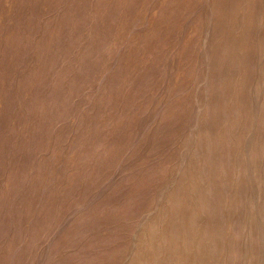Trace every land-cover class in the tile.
<instances>
[{
    "label": "rangeland",
    "instance_id": "374dc122",
    "mask_svg": "<svg viewBox=\"0 0 264 264\" xmlns=\"http://www.w3.org/2000/svg\"><path fill=\"white\" fill-rule=\"evenodd\" d=\"M262 48L264 0H0V264L255 260Z\"/></svg>",
    "mask_w": 264,
    "mask_h": 264
},
{
    "label": "bare ground",
    "instance_id": "6f19581e",
    "mask_svg": "<svg viewBox=\"0 0 264 264\" xmlns=\"http://www.w3.org/2000/svg\"><path fill=\"white\" fill-rule=\"evenodd\" d=\"M208 33V32H207ZM204 44V43H203ZM204 46V45H203ZM204 49V48H203ZM262 49H264V48H262ZM207 67V66H206ZM104 80V79H103ZM206 80V79H205ZM201 111V110H200ZM199 110L197 111V112H200ZM196 126V125H195ZM248 150L246 149V151H245V153L248 155L249 153L247 152ZM246 155V156H247ZM248 162V161H247ZM185 168V167H184ZM178 172H180V171H178ZM254 168L252 167V166H250V163H247L246 164V167L244 168V177H245V179H247V181H246V185H245V188H247V192H248V197H250V198H253V199H255L256 197H257V195H258V191L256 190V185L254 184V179H255V177H254ZM177 175H178V173H177ZM192 179V178H191ZM180 180V179H179ZM188 180H190L189 178L187 179V177H185V179H183L182 178V182H186L187 183V190H186V193H188V192H190L192 195H195V193H196V186H195V184H194V182H192V180H190V182L188 181ZM237 181H238V179H237ZM244 181V180H243ZM242 181V182H243ZM189 183H191V184H189ZM242 184V183H241ZM243 185V184H242ZM174 186V185H173ZM172 186V187H173ZM242 187V186H241ZM244 187V186H243ZM168 188V187H167ZM168 190V189H167ZM167 190H165V191H167ZM236 190H239V189H236ZM240 191V190H239ZM239 191H237L238 192V194H240L239 193ZM233 193H235L234 191H233ZM243 195V194H242ZM160 196V195H159ZM233 196V195H232ZM42 197V196H41ZM96 197V196H95ZM188 197V196H187ZM235 197V195L232 197V198H234ZM240 197V196H239ZM243 197V196H242ZM240 198V199H243V198ZM161 197H159V199H160ZM96 200V199H95ZM194 200V199H193ZM232 200V199H231ZM244 200V199H243ZM235 201V200H234ZM187 202H188V200H187ZM238 202H240V200L238 201ZM207 203V202H206ZM173 204V203H172ZM242 204H244V203H242ZM207 205V204H206ZM232 205V204H231ZM189 206V205H188ZM199 206V205H198ZM203 206V205H202ZM235 206V205H234ZM204 207V206H203ZM230 207V206H229ZM233 207V206H232ZM257 207V206H256ZM199 208H201V207H199ZM208 208V207H207ZM234 208V207H233ZM240 208V207H239ZM232 209V208H231ZM243 209V208H242ZM194 210V209H193ZM206 210V209H205ZM223 210V209H222ZM235 210V209H234ZM244 210V209H243ZM191 211V210H190ZM198 211H199V209H198ZM203 212H204V210H202ZM224 211V210H223ZM231 211H233V209L231 210ZM242 211V210H241ZM207 212V211H206ZM178 213V212H177ZM202 213V212H201ZM205 213V212H204ZM231 213H234V211L233 212H231ZM246 213L247 214H245V219H244V221L245 222H248L249 224H248V226H249V228H250V230H249V234H250V241L251 242H253V244H254V246L255 247H257L258 248V254L257 255H255V260H253L252 262H250L249 264H264V211H262V210H260V208L259 207H257V208H255L253 211H246ZM186 213L184 212V211H182L180 214H178V217H180V221H181V224L183 225V223H184V221H182V216H184ZM235 214V213H234ZM234 214H232V217H233V215ZM187 215V214H186ZM188 215H191L192 217H193V219H190L189 220V222H186V226H185V228H187V232H184L183 233V235H182V237L180 238V241L177 243V245H175V243H174V241H171V242H173V244H174V246H172V247H170V246H167V245H165L164 243V246H162L161 248H160V251L159 250H155V253L156 252H161V253H159L158 255H157V257H159L162 253H163V255L164 256H167V254H166V252L165 251H170V252H172V251H179V255H180V253H182L183 254V251L184 250H186V247L187 246H190V244H191V247L193 248V250L195 249H199V247L202 245V244H204L205 246H206V248H209V246H213V244H211L212 242H214V239H211V237H206V238H204L203 237V235L200 233V231H198V227H199V225L201 224H199V220H198V222H196V218H194V214H191V212H190V214H188ZM202 215V214H201ZM205 215H206V213H205ZM230 215V214H229ZM177 216V215H176ZM175 216V217H176ZM235 216V215H234ZM202 217V216H201ZM236 217V216H235ZM69 218V217H68ZM229 218H230V216H229ZM238 218V217H237ZM236 218V219H237ZM165 219V218H164ZM227 219V218H226ZM241 219V218H240ZM66 220V219H65ZM202 220V219H201ZM230 220H231V218H230ZM229 220V221H230ZM243 220V219H242ZM176 221V220H175ZM203 221V220H202ZM232 221V220H231ZM231 221H230V224H231ZM236 221V220H235ZM238 221H239V219H238ZM237 221V222H238ZM67 222V221H66ZM144 222V221H143ZM201 222V221H200ZM233 222V221H232ZM243 222V221H242ZM213 223H214V221H213ZM215 223H216V221H215ZM233 224V223H232ZM231 224V225H232ZM245 224V223H244ZM65 225V224H64ZM161 225H163V224H161ZM179 225H180V223H179ZM234 225V224H233ZM241 225V224H240ZM246 225V224H245ZM175 226V225H174ZM184 226V225H183ZM183 226H180V229H181V232H182V229H184V227ZM190 226V227H189ZM239 226V225H238ZM63 227V226H62ZM173 227V226H172ZM183 227V228H182ZM234 227V226H233ZM241 227V226H240ZM239 227V228H240ZM139 229H140V226L138 227ZM231 228H232V226H231ZM175 229V228H174ZM174 229H172V230H174ZM201 229V228H200ZM234 229H236V228H234ZM165 230V229H164ZM240 229H238V231H239ZM162 231V230H161ZM175 231V230H174ZM197 231H198V233H197ZM236 231V230H235ZM180 232V231H179ZM234 232V230L232 231V233ZM162 233H164V232H162ZM162 233H160V235L162 234ZM169 233H170V231H169ZM173 233V232H172ZM203 233L205 234V232L203 231ZM236 233V232H235ZM234 233V234H235ZM136 234H137V232H136ZM158 234V233H157ZM171 234V233H170ZM177 234V233H176ZM182 234V233H181ZM240 234H241V231H240ZM165 235V234H164ZM178 235V234H177ZM238 235H239V233H238ZM242 235V234H241ZM135 236H137V235H135ZM178 236H180V234L178 235ZM206 236V235H205ZM244 236V235H243ZM143 237H144V234H143ZM175 237V236H174ZM135 238V237H134ZM133 238V239H134ZM140 238V237H139ZM164 238H166V236L164 237ZM170 238H171V236H170ZM173 238V237H172ZM172 238H171V240H172ZM179 238V237H178ZM241 238V237H240ZM132 239V240H133ZM146 239L147 238H145V241H146ZM177 239V238H176ZM216 239V238H215ZM231 239V238H230ZM141 241H142V239H140ZM164 240V239H163ZM163 240H161V242L163 241ZM218 240V239H217ZM216 240V241H217ZM134 241V240H133ZM132 241V242H133ZM150 240L149 239H147V241L144 243V247H146V245L149 247V245L151 246L152 245V243H151V241L149 242ZM230 241H232V243H233V240H230ZM144 242V238H143V241L140 243V244H142ZM218 242V241H217ZM169 243V242H168ZM216 243V242H215ZM232 243H230V244H232ZM235 243H237V242H235ZM133 244V243H132ZM136 244L134 243V245H133V247L135 246ZM172 245V244H171ZM237 245V244H236ZM236 245H234V246H236ZM240 245V244H239ZM211 246V248H213ZM232 246V245H231ZM254 246H253V248H254ZM136 247V246H135ZM154 246L152 245V247H150V248H153ZM216 247V246H215ZM228 247V246H227ZM201 248V247H200ZM217 248V247H216ZM222 248V247H221ZM235 248V247H234ZM159 249V248H158ZM220 249V248H219ZM135 251H136V249H134ZM172 250V251H171ZM188 250V249H187ZM231 250V249H230ZM235 250V249H234ZM237 250V249H236ZM251 250H253V249H251ZM17 251V250H16ZM189 251V250H188ZM133 252V251H132ZM210 252V251H209ZM222 252V251H221ZM227 252V254L229 253V249L226 251ZM235 252V251H234ZM251 252V251H250ZM253 252V251H252ZM178 253V252H177ZM185 253V252H184ZM197 253V252H196ZM199 254H201L200 252H198ZM203 254H204V252H202ZM231 253V252H230ZM236 254L238 253V252H235ZM175 254H176V252H175ZM220 254V253H219ZM256 254V253H255ZM133 255V254H132ZM193 255V254H192ZM207 255V254H206ZM213 255H215L214 254V252H213ZM212 252H211V254L210 255H208V259H211V260H213V262H215L216 261V259H213L212 258ZM229 255V254H228ZM155 256V255H154ZM171 256V255H170ZM184 256V255H183ZM191 256V255H190ZM197 256V255H196ZM216 256V255H215ZM223 256V255H222ZM231 256V255H230ZM244 256H246V255H244ZM138 257V256H137ZM180 257V256H179ZM203 257H204V255H202V256H198V257H196V259L198 258V262H199V264H207L206 262H203L202 261V259H203ZM13 258V257H12ZM132 258V257H131ZM140 258V257H139ZM171 258H172V256H171ZM230 258V257H229ZM229 258H228V260H229ZM236 258H237V255H236ZM134 258H132V260H133ZM160 259V258H159ZM167 259H169V256H167V257H165L164 259H163V261L165 262V260H167ZM178 259V258H177ZM180 259V258H179ZM178 259V260H179ZM182 259H184L186 262L188 261H190L191 259H186V257H184V258H182ZM195 259V258H194ZM218 259H219V256H218ZM224 259V258H223ZM176 260V259H175ZM177 260V261H178ZM184 260H182V261H184ZM239 260V259H238ZM129 261H130V259H129ZM157 261V260H156ZM229 261H233L232 260V258H230V260ZM228 261V262H229ZM142 262V261H141ZM195 262H196V260H195ZM195 262H194V264H195ZM226 262V261H225ZM130 263H131V261H130ZM177 263H179V261L177 262ZM180 263H182V262H180ZM218 263V262H217ZM230 263V262H229ZM238 263H239V261H238ZM140 264V263H139ZM142 264V263H141ZM146 264H154L152 261H149L148 263H146ZM185 264V263H184ZM190 264H192V261H190ZM223 264V263H222ZM240 264V263H239Z\"/></svg>",
    "mask_w": 264,
    "mask_h": 264
}]
</instances>
